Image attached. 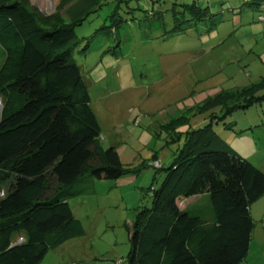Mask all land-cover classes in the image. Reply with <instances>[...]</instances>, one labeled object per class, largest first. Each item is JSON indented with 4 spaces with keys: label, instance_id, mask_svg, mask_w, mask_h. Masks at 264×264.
Listing matches in <instances>:
<instances>
[{
    "label": "trees",
    "instance_id": "trees-1",
    "mask_svg": "<svg viewBox=\"0 0 264 264\" xmlns=\"http://www.w3.org/2000/svg\"><path fill=\"white\" fill-rule=\"evenodd\" d=\"M99 5L59 0L42 16L27 0H0V264H38L49 249L84 235L67 202L81 192L76 185L128 171L114 145L98 147L100 126L72 54L76 27ZM184 7L189 18L174 13L173 32L215 23L196 0ZM152 166L164 176L148 189L150 207L127 226L126 264H241L264 172L215 135L211 122L187 132L167 167Z\"/></svg>",
    "mask_w": 264,
    "mask_h": 264
},
{
    "label": "rangeland",
    "instance_id": "rangeland-1",
    "mask_svg": "<svg viewBox=\"0 0 264 264\" xmlns=\"http://www.w3.org/2000/svg\"><path fill=\"white\" fill-rule=\"evenodd\" d=\"M27 1L42 16L59 2ZM254 1L196 0L215 23L173 32L174 13L189 18L184 5L193 0H100L76 27L72 54L100 126L98 147L114 145L128 171L76 185L81 192L67 202L84 235L49 249L38 264H126L127 226L150 207L148 189L164 176L152 165L167 167L187 132L210 122L215 135L264 172V97H251L264 95V0ZM250 212L254 226L241 264H264V196Z\"/></svg>",
    "mask_w": 264,
    "mask_h": 264
},
{
    "label": "built area",
    "instance_id": "built-area-1",
    "mask_svg": "<svg viewBox=\"0 0 264 264\" xmlns=\"http://www.w3.org/2000/svg\"><path fill=\"white\" fill-rule=\"evenodd\" d=\"M158 164H159V163H158L157 161H155L154 165H157V166H159Z\"/></svg>",
    "mask_w": 264,
    "mask_h": 264
},
{
    "label": "clouds",
    "instance_id": "clouds-1",
    "mask_svg": "<svg viewBox=\"0 0 264 264\" xmlns=\"http://www.w3.org/2000/svg\"><path fill=\"white\" fill-rule=\"evenodd\" d=\"M21 239H19L18 241H20Z\"/></svg>",
    "mask_w": 264,
    "mask_h": 264
}]
</instances>
